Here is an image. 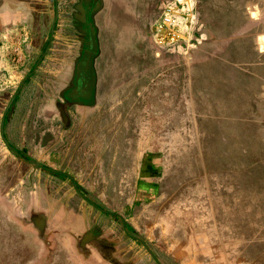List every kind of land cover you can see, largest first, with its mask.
<instances>
[{
	"label": "rangeland",
	"instance_id": "374dc122",
	"mask_svg": "<svg viewBox=\"0 0 264 264\" xmlns=\"http://www.w3.org/2000/svg\"><path fill=\"white\" fill-rule=\"evenodd\" d=\"M176 1L156 0L151 27L130 41L127 51L101 46L107 75L122 77L105 80L111 99L101 96L88 117L84 182L103 209L131 220L139 242L124 240L122 248L136 247L127 252L135 264H199L204 257L195 238L185 235L183 218L192 233L201 232L196 238L206 248L204 256L216 251V260L202 264H264V0H214L210 16L201 6L199 18L208 19L209 28L196 29L185 49L152 37L166 9L161 5ZM80 3L61 0L58 55L64 36L77 37L70 10ZM38 27L17 41L34 61L28 71L37 64L31 45L37 44ZM115 92H120L116 100ZM13 156L0 126V264H72L61 249L31 254L12 231L8 216L39 209L35 185V194L15 190L3 198ZM27 160L34 169L35 159ZM145 188L154 189L152 205L136 201ZM26 195L29 209L19 205Z\"/></svg>",
	"mask_w": 264,
	"mask_h": 264
},
{
	"label": "crops",
	"instance_id": "0c3cea01",
	"mask_svg": "<svg viewBox=\"0 0 264 264\" xmlns=\"http://www.w3.org/2000/svg\"><path fill=\"white\" fill-rule=\"evenodd\" d=\"M212 1L177 0L161 7L166 8L163 14L172 12L177 29L182 31L186 41L188 38L192 41L195 40L196 29L203 25L206 26L204 30L209 28L210 21L206 19L203 22L199 11L201 6H205V15L210 16L213 13L210 8ZM57 2L0 0V27L3 28L0 41L4 43L0 47V113L5 111L0 126L10 146L18 154H25L22 158L21 154L13 151V159L6 168L7 183L3 198L5 200L11 191L26 192L35 185L38 193L35 199H39V209L32 215L25 209L19 216L11 215L7 219L12 231L21 237L31 254L40 255L50 249H61L60 253L72 264H135L127 258L131 248H122V237L110 228L98 230L104 218L84 195L82 181L73 177L77 172L68 171L74 160L79 161L82 168L87 155V150H84L88 149L85 132L88 131L87 116L90 113L88 80L91 75L86 67L80 73V85L73 88L74 67L86 61L84 33L86 35L87 30L83 23L79 29L82 38L72 40L68 36L63 37L67 41L64 55L62 51L58 55L59 50L53 47L54 38H60L59 33L64 30ZM98 2L100 6L94 22L100 48L108 45L127 51L130 41L151 27V8L156 0ZM38 25V32L41 33L36 36L37 44H32L37 64L30 72L26 68L34 61L17 41L32 35ZM152 31L155 32V26ZM6 32L7 35L4 34ZM2 35L7 39L1 38ZM153 38L151 41H162L156 33ZM116 75L114 78L121 80V73ZM100 86L98 93L103 90L102 82ZM23 150L33 154L28 155ZM48 154L51 159L65 165L66 170L40 166L31 169L27 158L41 160ZM78 174L82 175V170ZM31 191L36 193L35 189ZM26 204L29 209L31 205L27 195L19 200L21 207Z\"/></svg>",
	"mask_w": 264,
	"mask_h": 264
},
{
	"label": "flooded vegetation",
	"instance_id": "af4514ba",
	"mask_svg": "<svg viewBox=\"0 0 264 264\" xmlns=\"http://www.w3.org/2000/svg\"><path fill=\"white\" fill-rule=\"evenodd\" d=\"M57 1H58L57 3L59 6V9L61 11V0H57ZM80 4L81 5H79L78 9L75 8V9L70 10L71 15H74L72 20H71V28L76 32V34H77L76 38H78V37L82 38L83 36L79 32L80 31L79 29L82 27L83 24L86 27L87 38H85L86 35L84 33V39H86L84 42V44H86L85 45L86 46L85 52H84L86 54V57L84 60H86V61L81 62L79 64H76V67H74L75 83H74L73 88L76 89L80 85L79 84V82L81 81L80 80V77H81L80 73L83 70H85L87 67V70L89 71V73L91 75L89 77V80H88L89 86H90V94L88 95L89 108H90L89 112L90 113H88V116H87V118H88L89 116L92 115L91 111H93V109H95L99 105L98 103H99V100L101 99V96L103 98H105V100L111 99L110 97L112 94L110 93V89L105 90L104 79L109 80V81H111L112 79H115L116 81H118V80L116 78H114V76L116 74L107 75V71L105 70V68L103 66V64L106 61L107 56H103L101 54V48L99 47V42H98V37H97V29L95 27L96 25L94 22V18L97 16L98 11H99V6H100L99 2H98V0H81ZM152 37H154V35ZM56 40L57 39L54 38L53 42L57 43ZM54 45H53V47H54ZM194 45H196V44H194ZM32 46L33 45H31V47ZM178 46L185 49V45L178 44ZM158 56H159V54H158ZM111 67L112 66H109V68H111ZM30 72H32V71H30ZM101 76H104L105 78H103V77L101 78ZM101 82L103 83V90H101L98 93L99 88H101V86H100ZM119 93L120 92L114 93L115 94L114 95L115 100H116V98H119L117 95ZM84 97L87 98V95L85 94ZM8 112H7V114H8ZM4 113H5V111L2 112V114H4ZM98 117L99 118H97L95 121V127L100 126L99 123H100V118L102 117V115L98 114ZM88 127H89V125H88ZM88 130H89V128H88ZM89 136H90V134H87L88 144H90V137ZM104 143L106 145V140H104ZM87 148L88 149H85L84 151L87 150L86 154L88 155L89 147H87ZM23 153H26L29 155L28 151H24ZM30 153H32V152H30ZM12 154H14L13 151H12ZM15 154H18V152L17 153L15 152ZM20 154H18V155H20L22 158H24L25 154H22V152ZM44 154H46V153H44ZM87 155H86V158L83 159V167L81 168L82 175L78 174V170L76 168V165L79 166L80 162L77 160H74L73 161L74 163L68 167V171L77 172V174H74L73 177L74 178L77 177V180L80 182L82 181L84 195L89 198L91 204H94V206L96 207L94 209H96L97 213L100 214L101 218H104V220L100 222L101 226L98 228V230H101L102 228H107V229L113 228L114 234L116 233L119 237H122L125 240V242H126V240H129L131 242L132 241L139 242L136 239V237L133 236V233L131 232V224H130L131 220L129 218H127L126 215H123V214L115 212V211H107V210L103 209V207L99 203H97L95 200H93L91 198L90 192H91V190H93V188H89L87 186V183L84 182V180H85L84 175L89 173V172L85 171V166H84L85 163H87V159H89ZM48 156H49V154L46 156H43L41 160L39 159L41 161V163H38L37 161H35V160H38V158L35 159L34 161L37 162L38 165H36L35 163L34 164L36 166L45 167V168L59 169L61 171L66 170L65 165H62L61 162L59 163L58 160L51 159L50 156L49 157ZM43 160H50V162H51L50 165L48 166ZM80 167H81V165H80ZM131 169H133V168H131ZM74 178H72V179L76 180ZM145 185H147V184H145ZM134 187H135V190H137V187L136 186H134ZM153 191H154L153 188H150L149 190H148V188H146V190H143V192L145 193V194L143 193V195L141 194L142 192L139 191V193H140V194L138 193L139 198L137 197V199H136L137 203L145 204V205H149V204L152 205L151 203H152V201H154L153 195L155 194ZM183 219L185 221V224L183 225L185 235L186 236H193L195 238V246L199 250V253L202 254L204 257L203 259L202 258L199 259V261H198L199 264H202L204 261L210 260L211 258H215V260H216L217 257H216V251L215 250L213 251V254L215 256H209V257L204 256V252L206 251V248H205L204 244L199 243V241L197 240L198 238H196L197 236H199L201 234V232L192 233V231L189 230L190 229V221L188 219H185V218H183ZM106 221L110 222L109 226L104 225V222H106ZM111 222H112V224H111ZM115 222H119V223L115 224ZM162 228H163V226H162ZM204 233L209 234L208 232H204ZM217 235H218V233L216 232V239H217ZM212 243L210 241L208 242V244L211 246V249L213 248V245H214V243L213 244ZM163 244H164V242H163ZM186 246H187V244H186ZM127 248H131V250H132V249H135L136 247H130L129 246Z\"/></svg>",
	"mask_w": 264,
	"mask_h": 264
},
{
	"label": "built area",
	"instance_id": "2783aa9c",
	"mask_svg": "<svg viewBox=\"0 0 264 264\" xmlns=\"http://www.w3.org/2000/svg\"><path fill=\"white\" fill-rule=\"evenodd\" d=\"M171 11L165 12L163 16L156 22L155 33L161 38V42L177 43L181 44L184 42H190L191 39L188 38L187 41L181 33L182 31L178 30L176 27V22L174 16L171 14ZM193 41L191 42V44Z\"/></svg>",
	"mask_w": 264,
	"mask_h": 264
},
{
	"label": "water",
	"instance_id": "95a60500",
	"mask_svg": "<svg viewBox=\"0 0 264 264\" xmlns=\"http://www.w3.org/2000/svg\"><path fill=\"white\" fill-rule=\"evenodd\" d=\"M21 88L23 87V83L21 84L20 86ZM1 134H2V138H3V141L5 142V144L7 145V147L11 150V151H15V149L13 147L10 146V144L8 143L7 139L5 138L4 136V132H3V127L1 128ZM17 153V152H16ZM33 163H35L36 165H38V163H36L35 161L32 160Z\"/></svg>",
	"mask_w": 264,
	"mask_h": 264
}]
</instances>
